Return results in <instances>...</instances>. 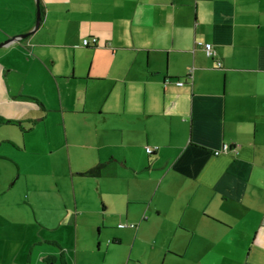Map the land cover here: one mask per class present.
Wrapping results in <instances>:
<instances>
[{
  "label": "crops",
  "instance_id": "0c3cea01",
  "mask_svg": "<svg viewBox=\"0 0 264 264\" xmlns=\"http://www.w3.org/2000/svg\"><path fill=\"white\" fill-rule=\"evenodd\" d=\"M41 4L36 32L0 47V191L18 154L52 164L67 148L112 230L100 260L78 217L60 219L72 241L48 237L53 208L36 199L42 225L16 242L28 254L5 244L0 264H264V0ZM36 8L0 0V43Z\"/></svg>",
  "mask_w": 264,
  "mask_h": 264
},
{
  "label": "rangeland",
  "instance_id": "374dc122",
  "mask_svg": "<svg viewBox=\"0 0 264 264\" xmlns=\"http://www.w3.org/2000/svg\"><path fill=\"white\" fill-rule=\"evenodd\" d=\"M30 134L28 133V136ZM21 137L22 135L20 134ZM39 140L37 141L39 142ZM17 152L23 151L17 150ZM30 153L31 151L27 150L18 154L19 162L9 165L11 171L7 176L10 179H6L9 182L6 189L0 191V253L3 252L2 250L6 246L4 251L8 249L10 252L17 251L23 256L28 254V245H24V248H22L18 243H20L19 238L22 236V232L25 231V227L32 220L33 225H42L38 221L41 219V214L33 204V200L37 199L41 206L50 202L53 208V213H46L49 220H54L52 222L53 226L50 227L49 225L47 226L48 229H45V234L49 235L48 237H59L62 241L69 243L72 241L71 234L73 233V229H68L69 227L63 225L60 219L63 217L64 222L69 220V223H73L76 217H78L80 235H83L84 237H82L85 238V235H88L89 232L88 228H91L92 231L89 238L94 241V246L90 249L89 255L103 260L106 252L104 246L98 249V238L100 239L104 231L112 230V228L107 229L106 226L108 224L104 223L106 214L103 211L102 202L98 196L99 190L93 183L94 179L90 176L79 177L74 175L75 177H73L72 166L75 170L80 166L75 163V160H73V164L71 163L69 157L66 156L67 148L61 149L57 159L51 162L52 164H47L46 161H41L39 158H32L31 155L33 154ZM61 155L63 157H60ZM49 170H52L53 175L47 177L45 173ZM74 178L81 181L80 186L79 184L77 186L74 185ZM75 188L77 190L76 195L78 196L79 208L75 207ZM93 203L97 205L94 209L95 211L88 209L92 208ZM115 226L118 228L116 224ZM99 228H101V231H99ZM82 241L80 249L82 248ZM44 245L45 248L53 247L52 245ZM81 252H85V250Z\"/></svg>",
  "mask_w": 264,
  "mask_h": 264
},
{
  "label": "water",
  "instance_id": "95a60500",
  "mask_svg": "<svg viewBox=\"0 0 264 264\" xmlns=\"http://www.w3.org/2000/svg\"><path fill=\"white\" fill-rule=\"evenodd\" d=\"M37 3V19L35 21V26L32 28V30L24 32V33H19L15 36H11L10 38H8L7 40H5L4 42L0 43V47L4 46L12 41H19L23 38L28 37L30 34H33L36 32V30L38 29L39 25H40V21L42 20V16H41V0H36Z\"/></svg>",
  "mask_w": 264,
  "mask_h": 264
},
{
  "label": "built area",
  "instance_id": "2783aa9c",
  "mask_svg": "<svg viewBox=\"0 0 264 264\" xmlns=\"http://www.w3.org/2000/svg\"><path fill=\"white\" fill-rule=\"evenodd\" d=\"M96 40H97V38H93V41H96ZM89 43H90V39L86 38V39L84 40V44L87 45V44H89ZM205 48H206V50H207L208 55H210V54L213 53V51H212V43H206V44H205ZM183 83H184L183 81H180V80L178 81V84H180V85H182ZM229 148H230V145H229V144H224L223 147H221V149H219V150H216L215 153L218 154V153H220L221 151H228V150H230ZM147 150H148L149 152H151V151L153 150V148H152L151 146H148V147H147ZM125 225H126V224H122V223H120V226H125Z\"/></svg>",
  "mask_w": 264,
  "mask_h": 264
},
{
  "label": "trees",
  "instance_id": "16d2710c",
  "mask_svg": "<svg viewBox=\"0 0 264 264\" xmlns=\"http://www.w3.org/2000/svg\"><path fill=\"white\" fill-rule=\"evenodd\" d=\"M41 6H42V4H41ZM86 46H89V44H87ZM177 81V83H178V79L176 80ZM180 81H182V80H180ZM184 82V81H183ZM184 84V83H183ZM180 85V84H179ZM148 151V150H147ZM154 151V149L151 151V152H153ZM149 152V151H148ZM100 166L98 165V166H95V167H93L92 169H89L86 173L87 174H89V175H98L99 174V172H100ZM122 224H126V223H122ZM126 225H128V224H126ZM125 225V226H126Z\"/></svg>",
  "mask_w": 264,
  "mask_h": 264
}]
</instances>
